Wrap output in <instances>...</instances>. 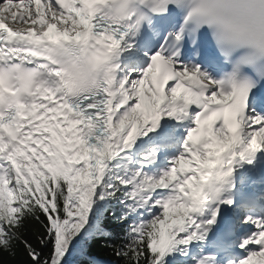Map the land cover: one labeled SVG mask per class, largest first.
Masks as SVG:
<instances>
[{"label": "snow or ice", "instance_id": "1", "mask_svg": "<svg viewBox=\"0 0 264 264\" xmlns=\"http://www.w3.org/2000/svg\"><path fill=\"white\" fill-rule=\"evenodd\" d=\"M93 5L0 0V89L11 95L0 109V264L17 259L20 245L27 259L18 264H180L191 245L207 242L221 206L234 203L237 167L264 151V115L249 109L251 89L225 92L198 65H182L179 31L138 76L122 73L119 59L110 81L71 94L66 71L44 55L47 43L92 44L121 57L137 37ZM6 12L31 27H7ZM166 120L186 126L174 157L166 155L175 131ZM243 223L253 228L236 245L245 255L225 264H264V216ZM199 252L194 264H217Z\"/></svg>", "mask_w": 264, "mask_h": 264}, {"label": "clouds", "instance_id": "2", "mask_svg": "<svg viewBox=\"0 0 264 264\" xmlns=\"http://www.w3.org/2000/svg\"><path fill=\"white\" fill-rule=\"evenodd\" d=\"M140 5L149 6L152 17L166 14L169 5H179L184 13L179 29L181 37L186 32L195 37L202 29L208 30L227 65L217 79L218 88L225 92L232 91L233 85L251 89L257 81L249 71L264 79V0H128L126 6L107 4L93 8L111 24L137 26L138 34L143 27V17L138 16ZM44 49L48 62L66 71L73 95L97 89L116 75L120 54L110 49L55 41L47 43ZM9 102L10 98L5 97L0 101V109Z\"/></svg>", "mask_w": 264, "mask_h": 264}, {"label": "trees", "instance_id": "3", "mask_svg": "<svg viewBox=\"0 0 264 264\" xmlns=\"http://www.w3.org/2000/svg\"><path fill=\"white\" fill-rule=\"evenodd\" d=\"M28 227H29L30 230L34 231L36 226L29 225ZM118 229H119L120 231H122V226H118ZM25 235L27 236V233H25ZM27 238H28L29 240H32V239H33L31 236H28ZM18 243H19V242H18ZM16 251H17L18 253H20V255H19V257H18L17 259H15V260H11V264H18L19 260H26V259H27L26 254H25V250L23 249V246H22V245H20V246L16 249ZM105 251H106V250H105ZM5 255H6V254L3 253V250L0 249V256H5ZM108 258H111V259H117V258L114 257V256H111V257H108ZM118 264H119V262H118ZM167 264H174V261H173L172 257H169V258H168V260H167ZM180 264H185V262H180Z\"/></svg>", "mask_w": 264, "mask_h": 264}, {"label": "bare ground", "instance_id": "4", "mask_svg": "<svg viewBox=\"0 0 264 264\" xmlns=\"http://www.w3.org/2000/svg\"><path fill=\"white\" fill-rule=\"evenodd\" d=\"M13 10H14V9H11V11H13ZM20 11H21V15H23V9H22V8L20 9ZM5 15L9 17L8 20H9V21H10L15 27H19V28H21V29H27V28L31 27L30 22L27 23V24H25L22 20H21L20 22H15V21H13V20L11 19V12H6ZM217 223H218V220H217ZM219 224H220V222H219Z\"/></svg>", "mask_w": 264, "mask_h": 264}, {"label": "rangeland", "instance_id": "5", "mask_svg": "<svg viewBox=\"0 0 264 264\" xmlns=\"http://www.w3.org/2000/svg\"><path fill=\"white\" fill-rule=\"evenodd\" d=\"M20 10V9H19ZM13 11H16V12H19L17 9L16 10H13ZM21 13V12H20ZM6 14V13H5ZM194 248H196V245L195 244H193V245H191L190 246V249H189V252H188V257H190V253L194 250ZM187 257V258H188ZM176 259H183V258H181V257H177Z\"/></svg>", "mask_w": 264, "mask_h": 264}]
</instances>
